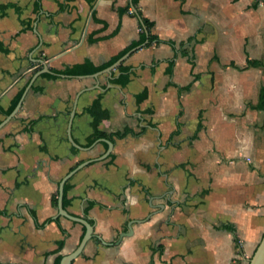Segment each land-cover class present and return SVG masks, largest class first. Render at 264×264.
<instances>
[{"label": "crops", "instance_id": "crops-1", "mask_svg": "<svg viewBox=\"0 0 264 264\" xmlns=\"http://www.w3.org/2000/svg\"><path fill=\"white\" fill-rule=\"evenodd\" d=\"M133 5L162 41L119 63L122 86L106 68L140 37L119 10ZM86 61L104 68L63 73ZM45 65L55 76L37 75ZM263 86L262 0H0V264H62L78 247L86 227L53 197L89 159L68 180L64 208L94 226L72 264H249L264 235ZM98 97L101 131L133 130L104 159L102 138L86 146Z\"/></svg>", "mask_w": 264, "mask_h": 264}, {"label": "trees", "instance_id": "trees-1", "mask_svg": "<svg viewBox=\"0 0 264 264\" xmlns=\"http://www.w3.org/2000/svg\"><path fill=\"white\" fill-rule=\"evenodd\" d=\"M134 5H136V3H133ZM9 6L11 5H2V10L5 11V9H7ZM120 12H126L129 11L131 12L133 15H138L139 18L141 19L140 22V37L137 41H134L130 47H128L125 51H123L114 61H112L109 65H112L113 63H115L121 56H123L126 52H128L130 49L134 48L135 46H138L140 44H142L143 42H145L146 40H148V43H152V42H160L162 41L158 35H156L155 33L152 32V28H153V22L150 21L148 18L144 17L140 11H138V13H135L132 8L130 6H126L123 8L119 9ZM262 66V63L259 61H253V60H248V64L246 65V67L249 66ZM104 67L102 66H95L94 64H92L90 61H86L82 64H78L75 65L74 67L71 68H66L63 73L66 74H84V73H94L97 72L101 69H103ZM118 70L120 71V74L113 79V81L117 84H120L122 86H125L129 81H130V77H131V72L129 71L130 68L129 66H125L123 65V63L118 65ZM54 74L56 73H50V72H46L43 75L45 76H55ZM146 97V93L142 92L140 94L137 95V101L140 102L141 100H143ZM16 105V104H15ZM14 105V107H15ZM14 107L12 108V110L14 109ZM258 109H261L264 111V86L260 89L259 92V100L258 103L256 104V106ZM11 110V111H12ZM10 111V112H11ZM89 113L92 115L93 120H92V128H93V133L92 135L88 138V141L86 143V146H91L97 139L99 138H107L110 139L111 141H115L117 138H123L124 136H126L127 134H130L133 132V130L129 127H125L122 130H118L114 133L111 134H107L104 131H101L99 129V125L103 122V120L109 118L110 114L109 111L106 110L105 108H103L102 103L100 98H96L92 105L89 107L88 109ZM74 151H77V148H73ZM70 188V182L67 181L65 183V187H64V196H63V205L64 207L67 206V193L68 190ZM57 202H58V197L57 195H55L53 197V203L55 206H57Z\"/></svg>", "mask_w": 264, "mask_h": 264}, {"label": "water", "instance_id": "water-1", "mask_svg": "<svg viewBox=\"0 0 264 264\" xmlns=\"http://www.w3.org/2000/svg\"><path fill=\"white\" fill-rule=\"evenodd\" d=\"M264 1V0H262ZM133 11L135 13H138L136 8L133 5ZM141 22V19H140ZM147 41H145L144 43H146ZM143 43V44H144ZM141 45L134 47L133 49L129 50L127 53H125L122 57H120L113 65H111L110 67L106 68V70L108 72H111L112 67H114L115 65L119 64L120 62H122L128 55L131 54V52H133L134 50H136L137 48H139ZM44 72H50L49 68L47 65H45L44 69H42L41 71H39L37 73V75H40ZM101 71L94 73V75L99 74ZM20 106V103L14 108V110L6 117L5 122L10 119L18 110ZM4 122H2L1 124H3ZM70 133V130H69ZM69 139L72 142L73 145H75L76 147H78L79 149H86L85 147L77 144L73 137L71 136V134H69ZM101 141H106L108 143V148L105 151L104 154H102L100 157L96 158V159H104L106 158L112 151L113 147H114V143L106 138H102ZM94 160V159H93ZM92 161V159L89 160H85L80 162L76 167H74L72 170H70L60 181L59 183V195H58V211H59V215L65 216L69 219H72L74 221H78L80 223H82L83 225H85L86 230L85 233L78 245V247L70 254L66 255L62 261V264H72L73 260L78 257L84 246L86 245V243L88 242V240L92 237L93 235V230H94V226L86 219H83L81 217H76L71 215L65 208L63 205V196H64V187H65V183L81 168H83L84 166H86L88 163H90ZM137 220H133L131 221V223L129 224V232H124L120 235V239H122V237L124 235H129L130 233H132V224L134 222H136ZM138 222V221H137ZM249 264H264V235L257 247V249L255 250L253 256L250 258Z\"/></svg>", "mask_w": 264, "mask_h": 264}, {"label": "built area", "instance_id": "built-area-1", "mask_svg": "<svg viewBox=\"0 0 264 264\" xmlns=\"http://www.w3.org/2000/svg\"><path fill=\"white\" fill-rule=\"evenodd\" d=\"M133 10V9H132Z\"/></svg>", "mask_w": 264, "mask_h": 264}]
</instances>
